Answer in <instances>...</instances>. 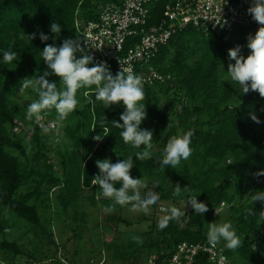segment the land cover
<instances>
[{
	"label": "trees",
	"instance_id": "1",
	"mask_svg": "<svg viewBox=\"0 0 264 264\" xmlns=\"http://www.w3.org/2000/svg\"><path fill=\"white\" fill-rule=\"evenodd\" d=\"M116 1L0 0L3 260L166 264L179 244L213 240L230 264H264V30L188 25L136 62L135 77L111 59L96 79L89 76L96 57L78 43L85 24L100 22ZM167 2L147 4V23L126 38L123 55L166 20ZM153 72L158 77L136 82ZM129 177L154 184L155 201H137L154 212L142 217L143 229L116 228L110 241L94 232L89 249L83 206L130 226ZM225 209L237 243L223 226L212 233ZM56 221L62 236H73L59 240ZM15 229L21 234L8 239ZM194 264H211L208 253Z\"/></svg>",
	"mask_w": 264,
	"mask_h": 264
},
{
	"label": "built area",
	"instance_id": "2",
	"mask_svg": "<svg viewBox=\"0 0 264 264\" xmlns=\"http://www.w3.org/2000/svg\"><path fill=\"white\" fill-rule=\"evenodd\" d=\"M151 1L117 0L103 9L100 22L85 24L83 40L78 43V47L96 57V65L90 67L89 76L100 79L102 71L109 72L112 59L116 61L119 72L135 77L136 62L148 61L159 43L166 42L178 28L188 25L206 31L210 28L231 31L237 27L264 30V0H168L164 11L166 20L151 27L141 37V41L123 55L126 38L137 32V26L143 27L147 23V4ZM239 47L244 52L247 45L242 43ZM156 76L155 72L146 78L137 76L136 82L142 83ZM40 126L54 129L55 122L46 124L42 121ZM200 252L208 253L211 264H230L223 248L213 240L179 244L167 264H194Z\"/></svg>",
	"mask_w": 264,
	"mask_h": 264
},
{
	"label": "rangeland",
	"instance_id": "3",
	"mask_svg": "<svg viewBox=\"0 0 264 264\" xmlns=\"http://www.w3.org/2000/svg\"><path fill=\"white\" fill-rule=\"evenodd\" d=\"M126 187H127L128 192H129V196L131 198L129 200V203L126 205V207L124 209L123 216L125 219L133 222L130 226L122 223V224H120L119 227H117L113 223L107 222V220H106L107 212L102 207L101 208L92 207V205H90L89 202H86L85 205L83 206L82 210L86 211L89 214V217H88L89 229H86L84 231V240L87 242L86 246L89 249L93 247V242L91 239L93 237L94 232L97 233V232L104 231L103 238L110 241L113 238L120 235V232L117 231L116 228H121V229H123L125 231H129V232L136 231L138 229H143L144 224H142V223H144V222L141 221L142 217L145 215H151L154 212V208H149L148 206L139 205L137 203L139 198H141L142 200H146V202H149V203H153L155 201L156 189H155V186L152 182H148V181L141 182L137 179L129 177L127 180V183H126ZM87 192H90V190ZM184 206H185V209L188 211L189 205L186 203ZM165 210H166L165 206H162V208H160V211H165ZM228 215H229V211L227 209H225L220 214L218 219L214 222V224H213L214 227H213L212 233L214 235L218 236V229L221 226H223L225 228V233L227 234L226 236H227L228 240H230L231 242L233 241V243H237V241H239V240L237 238L235 240V236H234L235 227H234L233 223L232 224L231 223L226 224V222H225L228 218ZM96 222H101L102 227L94 230V225ZM55 225H54L55 231L58 235L59 240L61 239V240L65 241L69 237L73 236V232H68V231L65 232L64 236L61 235V231L65 229L63 222L61 223L60 221H56ZM105 225L109 228L104 229ZM20 231L15 229L13 231H10V233L8 232L7 238L12 240L14 236H19L21 234ZM74 242H76V241H71L68 243V248L71 251L74 250V246H73ZM227 245H228V243H227ZM71 254L72 253H70V255ZM2 257H3V254L0 251V264H9V262L4 261ZM81 261H82V264H90L89 257H87V256L86 257L84 256L81 259ZM22 263L25 264V262H23V261H22ZM48 264H51V262H49ZM52 264H54V263H52Z\"/></svg>",
	"mask_w": 264,
	"mask_h": 264
},
{
	"label": "clouds",
	"instance_id": "4",
	"mask_svg": "<svg viewBox=\"0 0 264 264\" xmlns=\"http://www.w3.org/2000/svg\"><path fill=\"white\" fill-rule=\"evenodd\" d=\"M160 208H162V207H160ZM176 251V249L173 251V253H172V255L174 254V252ZM172 255L169 257V259L172 257ZM155 257V256H154ZM169 261V260H168ZM168 263V262H167ZM166 263V264H167Z\"/></svg>",
	"mask_w": 264,
	"mask_h": 264
}]
</instances>
